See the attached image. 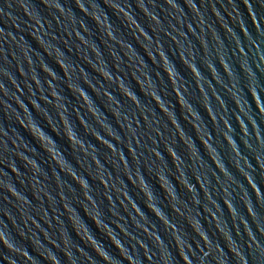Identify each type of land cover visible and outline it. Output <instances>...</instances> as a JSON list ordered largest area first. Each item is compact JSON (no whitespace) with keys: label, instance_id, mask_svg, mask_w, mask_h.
<instances>
[{"label":"water","instance_id":"1","mask_svg":"<svg viewBox=\"0 0 264 264\" xmlns=\"http://www.w3.org/2000/svg\"><path fill=\"white\" fill-rule=\"evenodd\" d=\"M0 264H264V0H0Z\"/></svg>","mask_w":264,"mask_h":264}]
</instances>
